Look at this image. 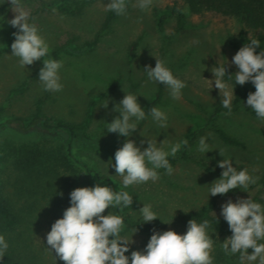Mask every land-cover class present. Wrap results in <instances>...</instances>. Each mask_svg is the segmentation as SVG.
<instances>
[{
  "label": "rangeland",
  "instance_id": "374dc122",
  "mask_svg": "<svg viewBox=\"0 0 264 264\" xmlns=\"http://www.w3.org/2000/svg\"><path fill=\"white\" fill-rule=\"evenodd\" d=\"M117 2L123 7L118 18L82 51ZM59 4L0 0V194L19 219L12 230L0 228V259L90 264L89 253L108 242L113 264H264V250L173 222L219 193L213 214L223 218L240 213L253 197L264 201V102L250 94L237 112L211 119L217 106H230L234 98L224 70L237 72L245 55L249 74L256 71L240 43L239 21L193 14L177 0H97L76 14L56 11ZM179 13L185 15L182 29ZM71 39L76 52L52 63L51 51ZM25 82L23 93L11 95ZM39 100L42 115L71 124L92 111L87 144L69 149L67 130L34 120ZM214 126L245 147L222 142ZM35 149L41 156L22 170L18 159ZM76 186L72 212L56 222L53 193ZM124 218L166 224L187 260L175 261L164 241L128 230ZM246 227L264 237V202Z\"/></svg>",
  "mask_w": 264,
  "mask_h": 264
},
{
  "label": "trees",
  "instance_id": "16d2710c",
  "mask_svg": "<svg viewBox=\"0 0 264 264\" xmlns=\"http://www.w3.org/2000/svg\"><path fill=\"white\" fill-rule=\"evenodd\" d=\"M97 0H61L55 10L60 12H69L72 14L78 13L87 5H91ZM184 6H187L193 14L198 15H222L230 18H235L241 25V31L239 33L240 43L251 54L253 62L256 66L254 74H249L248 65L245 55L239 63L237 72L231 70H224V79L230 82L234 88V98L230 106L219 105L215 108L211 119L218 116L221 112L235 113L240 109L242 102L245 98L254 94L261 98L264 102V0H177ZM123 7L120 3L112 4L106 11L105 18L102 22L99 32L95 38L91 41H86L82 47V51L85 49L93 48L100 40L101 36L107 32L114 21L118 18ZM176 12V10H174ZM184 17L182 13L178 14V29H182L184 26ZM165 17H161L159 26L162 25ZM28 23H23L21 26L15 28V35H18L20 31ZM74 40V38H73ZM72 54L76 52V49L72 43V39L65 45L54 48L51 51L52 63L56 62L61 53ZM27 87V82L11 92V95L23 93ZM160 94V90L158 95ZM157 99L150 102L144 110V115L155 105ZM43 100H39L36 104L35 113L33 115L34 120H38L41 124L49 129H65L70 135L69 149L79 148L85 146L90 137L86 134V130L92 120V111L88 112L82 123L71 124L59 119L48 118L41 113L43 106ZM2 106L0 109H4ZM141 124L136 125L132 129L126 131L124 136L139 130ZM214 131L222 142L229 146L244 148L245 144L239 139L228 135L221 128L214 126ZM183 157H188L187 153L182 150ZM41 156L39 150H32L25 152L17 161V165L22 170H28L27 167L33 166L39 157ZM129 165H136V161L131 157L124 159ZM174 159H170V162H174ZM261 185L264 186V174L261 178ZM81 187L76 186L74 188L66 187L61 191L53 193L51 199L52 214L56 222H62L73 210L77 199L79 197V191ZM223 194H215L211 197L208 204L201 209L183 212L176 215L173 218V222L183 226H197L214 230L222 235H228L237 240H240L252 247L264 250V237L257 236L250 232L246 223L251 217L256 204L264 202L258 197H253L247 201L240 213L232 218H223L213 214V210L216 207L217 199ZM18 215L14 211L10 202L0 194V228L4 231L12 230L18 223ZM126 227L130 231L148 235L152 238L164 241L170 249L173 259L177 262L187 260L185 250L179 245V243L167 233L166 224L158 223H139L136 221L123 219ZM112 246L108 242H102L98 247L91 251L88 255L90 264H113L111 263ZM0 264H12L9 257H1ZM126 264V263H116Z\"/></svg>",
  "mask_w": 264,
  "mask_h": 264
}]
</instances>
